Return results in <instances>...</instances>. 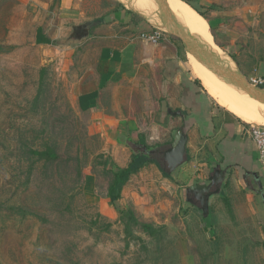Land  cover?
<instances>
[{"label": "rangeland", "instance_id": "obj_1", "mask_svg": "<svg viewBox=\"0 0 264 264\" xmlns=\"http://www.w3.org/2000/svg\"><path fill=\"white\" fill-rule=\"evenodd\" d=\"M181 1L200 15L219 7L256 9L264 55V0ZM37 28L22 0H0V264H264L257 217L228 210L203 221L182 213V199L155 163L130 177L116 206L106 202L113 164L120 166L106 147L101 118L71 102L59 66L36 42ZM47 148L59 159L33 155ZM128 152L127 167L134 153ZM227 200L249 203L239 192ZM126 210L159 229L160 239L135 225L129 235L120 214Z\"/></svg>", "mask_w": 264, "mask_h": 264}, {"label": "crops", "instance_id": "obj_2", "mask_svg": "<svg viewBox=\"0 0 264 264\" xmlns=\"http://www.w3.org/2000/svg\"><path fill=\"white\" fill-rule=\"evenodd\" d=\"M22 1L37 21L36 42L68 84L69 99L79 112L101 118L106 147L121 168H127L129 149L133 155H144L139 146L167 149L184 128L187 161L168 178L183 201L182 213L209 221L218 211H245L264 228V166L249 135L254 125L207 90L180 40L167 33L160 44L145 41L142 34L154 30L156 20L120 0ZM218 10L199 11L210 22L217 46L251 83L264 78L256 9ZM217 166L227 171L226 180L210 199L205 218L188 203L186 189L208 183ZM231 192L244 193L249 203H229Z\"/></svg>", "mask_w": 264, "mask_h": 264}, {"label": "water", "instance_id": "obj_3", "mask_svg": "<svg viewBox=\"0 0 264 264\" xmlns=\"http://www.w3.org/2000/svg\"><path fill=\"white\" fill-rule=\"evenodd\" d=\"M155 2L158 6V16L161 21V24L157 25L158 28L180 40L199 62L218 77L264 104V88L251 83L238 70L236 65L233 67L231 62L225 60L209 44L193 35L183 20L171 10L167 0H155ZM186 144L187 135L185 130L184 128H179L175 133L174 142L167 149L156 148L149 150L145 146H139L138 148L141 149L142 154L147 156L160 155L163 160L164 170L169 176H172L187 161ZM226 175L227 171L217 166L214 168L211 177H209L208 183L190 186L186 189L188 203L199 207L205 218L209 217L210 199L221 193ZM259 186L262 188L260 183Z\"/></svg>", "mask_w": 264, "mask_h": 264}, {"label": "bare ground", "instance_id": "obj_4", "mask_svg": "<svg viewBox=\"0 0 264 264\" xmlns=\"http://www.w3.org/2000/svg\"><path fill=\"white\" fill-rule=\"evenodd\" d=\"M120 1L127 6L135 9L136 11L152 17L156 20L157 24H160L161 21L158 16L159 10L155 0ZM167 1L171 10L175 12V14L179 18H181V20H183L184 24L190 29L191 33L196 37L202 39L203 41L206 40L207 42H205L214 49L213 45L211 44V37L209 36L207 31L209 29V25L206 20L191 6L181 0ZM188 53L189 58L194 65V71L198 74V77L203 82L207 90L215 97V99L220 104H222L224 107L228 108L247 122L251 123L255 127H264L263 103L254 98H251L249 94L238 89L237 87L228 84L223 79L218 77L214 72L209 70L205 65L199 62L197 58H195V56H193L189 51ZM231 64L233 67H235L232 61Z\"/></svg>", "mask_w": 264, "mask_h": 264}, {"label": "trees", "instance_id": "obj_5", "mask_svg": "<svg viewBox=\"0 0 264 264\" xmlns=\"http://www.w3.org/2000/svg\"><path fill=\"white\" fill-rule=\"evenodd\" d=\"M202 15V14H201ZM203 16V15H202ZM204 17V16H203ZM205 18V17H204ZM205 20L208 22V24L211 27L210 22L205 18ZM33 155L38 158L40 161L44 162H55L59 159L58 154L52 149L47 148L43 151H33ZM155 163L159 169L162 171L165 177L170 178L166 171L163 168V164L159 160H151L150 157L147 155H141V154H135L132 157V161L129 164L127 168H121L117 167L113 164L112 168V181L108 188V194H107V202L111 203L112 205L116 206L119 200L122 198V192L124 187L127 185V183L130 180V177L139 172L142 168H144L148 163ZM111 163L108 162V160L105 162V166L108 167ZM112 165V164H111ZM13 211L16 213L23 212V215L26 217L29 213H27L26 210H21L20 207H14L12 208ZM122 219L124 220L126 226V232L129 235H132V228L133 226H140L141 229L155 238L156 241L160 239V230L157 229L152 224H146L141 223L135 216V213L132 210H126L120 212ZM35 217V216H34Z\"/></svg>", "mask_w": 264, "mask_h": 264}, {"label": "built area", "instance_id": "obj_6", "mask_svg": "<svg viewBox=\"0 0 264 264\" xmlns=\"http://www.w3.org/2000/svg\"><path fill=\"white\" fill-rule=\"evenodd\" d=\"M167 33L161 28H154L150 33L142 34V39L153 44H160L165 39ZM253 84L264 88V78L259 79ZM259 152L260 161L264 166V127H252L249 133Z\"/></svg>", "mask_w": 264, "mask_h": 264}, {"label": "flooded vegetation", "instance_id": "obj_7", "mask_svg": "<svg viewBox=\"0 0 264 264\" xmlns=\"http://www.w3.org/2000/svg\"><path fill=\"white\" fill-rule=\"evenodd\" d=\"M161 158V157H160ZM162 160V159H161Z\"/></svg>", "mask_w": 264, "mask_h": 264}]
</instances>
